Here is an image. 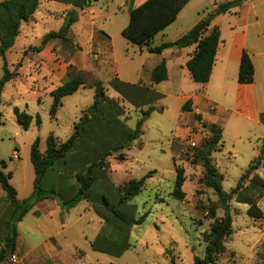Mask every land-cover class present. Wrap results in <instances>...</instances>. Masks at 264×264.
<instances>
[{"label": "rangeland", "instance_id": "rangeland-1", "mask_svg": "<svg viewBox=\"0 0 264 264\" xmlns=\"http://www.w3.org/2000/svg\"><path fill=\"white\" fill-rule=\"evenodd\" d=\"M207 5L203 8V16L208 20L213 16V22H220L224 43L238 52L243 47L247 48L256 68L254 87L249 88V96L254 99L247 100L246 95L239 97L238 110L226 108L218 113L220 106L233 107L234 102L228 95L221 93L216 75L208 87L209 94L216 99L214 103L217 110H207V115L209 120H217L223 125V147L218 146L213 151L216 159L213 161L215 164L219 163V170L225 175L223 189L230 192L237 186L252 160L259 155L260 147L264 144V120L261 121L259 114L257 115L264 114V0H244L248 12L242 18L234 12L218 14V9L213 10V0ZM189 6L191 5L186 7L168 31L175 33V28L187 20ZM42 7L61 9L46 2ZM42 9L35 14L37 19L42 18L37 31L28 27L33 24L32 17L26 23L24 21L18 40L6 53L7 67L10 71L17 70L19 75L5 83L0 101V158L7 163L5 171L11 172V183L20 192L19 199H25L34 189L35 169L31 161V147L35 139L40 138L41 151L45 150L50 133L55 135L59 143L66 141L83 110L94 101V90L87 86L81 87L63 99L56 117L51 116L53 99L47 94L46 84L41 79L45 72L43 61H47L48 57L37 54L39 51L34 47L40 45L45 31L57 30L59 26L56 18L45 19L47 13ZM193 15L195 16V12ZM160 37L161 34L157 39L160 40ZM27 42L33 45L23 46ZM133 46L134 50L131 48L124 51L123 48H118L115 52L113 64L114 67H119L122 76L132 75L144 61L148 64L154 61L153 57L146 59L141 56L137 50L138 45L134 43ZM52 53L66 56L69 50L55 47ZM93 54L94 52L88 53L89 56ZM91 58L95 59L94 56ZM3 62L0 55V78L4 74ZM110 71H83L82 74L87 84L102 81L108 96L117 101L124 110L121 120L128 126L135 127L141 109L125 101L107 84ZM113 75L114 72L111 76ZM229 76L233 79V84H238L237 69L231 70ZM143 80L146 83L147 77ZM233 84L229 81V90H233ZM163 87L170 94L154 102L162 110L156 109L152 112L142 125L141 138L134 141L129 148L123 149L126 159L119 160L117 153H112L104 161L107 167H95L97 174H107L113 184L121 188L131 179H140L150 174L142 191L126 205L128 213L136 219L145 215L144 220L134 224L131 229V246L121 255L93 248L92 242L102 233L109 234L111 229L87 200H82L70 210L62 209L61 205L52 207L49 203L37 204L18 223V230L20 240L28 241L32 246L53 237L52 240L60 245V255L48 264H196L197 258L204 257L205 233L214 222L208 210L214 206L217 216L224 214L217 193L200 181L204 167L195 163V157L204 146L209 132L193 115H182L183 106L189 99L185 95L190 88L186 85L180 86L173 80L167 85H161ZM15 107L26 110L34 117L39 115L42 123L37 125L34 120L29 128H25L16 117ZM114 111L115 109L109 108V112L100 114V119L105 121L111 118ZM190 140L196 141V145H191ZM85 142H80L65 158L66 164H59V174L56 173L57 168L49 171L52 178L49 186L56 185L67 196L72 194L73 187L76 186L75 172L85 171L95 158V154L90 155L86 147L89 141ZM19 158L21 165L16 166L15 162ZM177 166L185 170L184 200L171 194ZM259 173L264 176V165ZM44 185H47L46 182ZM54 202L57 200L54 199ZM257 203L264 212V196L258 198ZM230 208L233 219L232 234L225 240V249L217 255L214 264H264V218L251 217L248 213L249 205L237 202L236 197L231 200ZM36 210L39 211L38 214L35 213ZM8 211L7 197L0 196V238Z\"/></svg>", "mask_w": 264, "mask_h": 264}, {"label": "trees", "instance_id": "trees-1", "mask_svg": "<svg viewBox=\"0 0 264 264\" xmlns=\"http://www.w3.org/2000/svg\"><path fill=\"white\" fill-rule=\"evenodd\" d=\"M66 1V0H64ZM75 6L81 8L90 5L92 0H69ZM189 0H146L136 8L130 10L129 24L123 29V35L135 44H148L155 34L164 29L176 19L179 11ZM242 0H229L218 6L220 13L226 12L240 4ZM40 0H1L0 1V55L3 57L4 74L0 78V101L4 85L7 81L19 75L17 70L10 71L7 67L6 53L16 43L21 31V24L29 20L37 11ZM78 20L76 10H69L64 18L62 26L58 30H51L42 38L40 45L34 49L41 51L46 44L54 39L70 41L69 30L73 23ZM211 21L203 17L187 33L174 42H164L159 46L150 47V52L161 53L171 46L185 47L196 44L192 57L187 62L194 81L205 84L209 81L216 52L220 43V29L217 25L211 27ZM84 71V70H83ZM78 71L74 65H70L65 80L61 85L51 91L53 101L50 114L56 117L64 97L78 91L82 86L95 88L93 103L83 111L79 120L74 124V130L70 137L59 143L53 133L46 140L44 151L40 149V138H36L31 147V161L35 169L34 189L30 196L25 199L18 198V191L11 183L12 174L6 172L7 163L0 158V184L9 201V211L5 221V235L0 239V264L8 262V257L16 251L18 238V223L36 205L45 198L56 199L62 208L70 210L82 200L91 202L95 212L104 219L109 234H100L92 246L96 250L105 251L115 255H121L131 246L129 241L130 232L134 224L141 223L144 216L136 219L126 210L127 203L140 191H142L147 176L140 179H131L125 186L116 187L105 173L97 174L95 167L105 168L104 161L112 153H117L119 160L126 159L123 149L132 146L134 141L142 136V125L152 112L158 109L154 102L161 98L159 92L153 88V84L160 83L168 78V69L165 60L157 64L151 73V83H130L111 77L108 84L123 97L125 101L134 107L141 109L140 117L135 127L125 124L120 116L124 113L120 104L108 96L107 88L98 81L87 84L83 72ZM255 68L252 58L247 50L242 52L240 59L238 81L240 83H252L254 81ZM148 105V106H147ZM147 106V108H144ZM115 109L112 117L102 121L100 114ZM158 110H162L159 108ZM184 111L192 110L191 99L183 106ZM18 121L29 128L35 120L37 125L42 123L39 115L34 117L26 110L14 108ZM195 118L201 120L200 114ZM264 120V114H262ZM209 136L204 146L196 155V162L204 167L201 183L213 189L219 196V201L224 208L223 216L219 217L216 207L211 206L208 210L214 222L210 230L205 233L206 252L204 257L197 258L196 264H214L216 257L225 249V240L232 234L233 219L230 202L236 197V201L249 205L248 213L255 219L264 218V212L257 203V199L264 196V176L259 170L264 165V144L261 145L259 155L252 160L249 167L242 174L237 186L230 192L222 187L225 179L218 166L213 161V151L222 146L223 129L216 123H204ZM89 141L86 147L90 155L95 158L89 163L83 172L76 171V186L73 187L72 195H65L59 187L51 185L50 170L56 169L60 163L66 164L65 158L77 147L80 142ZM105 165V166H104ZM153 173V172H151ZM186 180L183 167H176V178L171 194L181 200L186 198L183 189ZM46 182L47 185H44ZM258 197V198H257ZM257 198V199H256Z\"/></svg>", "mask_w": 264, "mask_h": 264}, {"label": "crops", "instance_id": "crops-1", "mask_svg": "<svg viewBox=\"0 0 264 264\" xmlns=\"http://www.w3.org/2000/svg\"><path fill=\"white\" fill-rule=\"evenodd\" d=\"M145 1L146 0H92L90 5L81 8L79 6H75L69 0L66 1L40 0V5L37 11L35 12V14L40 13V9L43 8L42 10H45L47 13V15L44 16V18L45 19L56 18L58 20L57 24L59 28L62 26L65 15L69 10L74 9L78 13V20L75 23H73L68 33V36L71 39L70 41H63L61 39L51 40L46 44V46L41 51L37 53L40 56L45 55L48 57L47 61H43V67L45 68V72L41 76V79L46 84L45 89L48 90L47 94L51 95V91L63 83L68 73V69L70 65H74V67H76L78 71L84 70V71H93L100 73L111 70L110 78L108 79L107 82H109L111 77H118L120 80L125 82L138 83L141 81L145 82L143 78L147 77L146 84H150L151 73L153 68L157 64H159L162 60H165L168 69V78L160 83L153 84V88L157 92H159L162 97L164 95L170 94V92L166 91L164 87L161 88V85L162 86L164 84L167 85L168 82L171 80L178 82L180 86L186 85L188 88H190V91L185 96L191 99L192 110L183 111L182 114L183 117H186L188 115H193V117H195V114H200L201 120H199V123H201L203 126L204 123H216L223 129V125L219 121L209 120V117L207 115V110L210 111L217 110L214 103L215 102L214 100L216 99H213L211 97V95L208 92V87L214 75H216L217 80L221 86V93L224 96L228 95L234 102L233 107H229V105L228 106L218 105V107L220 106V110L217 111L218 113L226 108H235L236 110H238V100L239 97L243 95H246L247 100L254 99V97L250 98L249 96V88L252 89L254 87L255 78H256L255 77L256 68L254 62L253 64L255 68V74H254V81L252 83H240L238 81V84L235 83L233 84V79H231L229 76L231 70L237 69L239 73V66H240V59L242 56V52L244 50H247V48L243 47L242 51L238 52L237 50L227 46V43H224L225 38H223L222 36V25H220L219 24L220 22L216 20L214 22L211 20L210 26L213 27L217 25L220 29L221 41L219 43L216 52L215 63L212 68L210 79L205 84L194 81L191 72L187 67L188 60L192 57V55L195 52L196 44L188 45L185 47L171 46L164 49L161 53L150 52L149 50L150 47L159 46L164 42L176 41L179 37L187 33L194 25L198 23L200 19L204 17L203 13L205 10L203 8L208 6L207 4L210 3V0L208 1L189 0L184 5V7L179 11V13L176 16V19L172 21L170 24H168L164 29L157 32L148 44H143V45L136 44L138 45L137 50L139 51L141 56L145 57L146 59H151L153 57L154 61H152L150 64H148L147 61H144L139 65V67L136 69L135 72L134 71L132 72V75L125 74V76H122L121 72L119 71V67L117 66L114 67L113 64L114 55L118 48H123L124 51H129L131 48L134 50V46H133L134 43L131 42L128 38H126L123 35L122 31L130 22V18H131L130 10L138 7ZM227 1L229 0H213V10L215 11L216 9H218V6L221 3ZM45 2L49 3V5L59 6L61 7V9H51V8L46 9L45 7H42L43 3ZM188 5L191 6H189L190 11L187 20H185L175 28L177 29L175 33L172 31H168L169 27H171L172 25H174V23H176V21L179 19L180 15L185 11ZM193 12H195V16L193 15ZM232 12H234L239 18L245 17L243 16V14L248 12V6L244 5V0H242V3L232 7L228 11L223 12L221 14H227ZM35 14L32 16V22H31L34 25L30 24V26L28 27L31 29L35 28V31H37V27L40 24L39 20L42 18L39 17L37 19ZM180 25H182V27ZM48 32H49L48 30L45 31L42 35V38ZM171 32H172V37H170L169 35ZM160 34L161 37L160 40H158L157 36ZM157 40L158 42H156ZM26 44L28 47L30 45H33L27 42L25 44L23 43V46ZM55 47L56 49L60 48L64 50H69L68 55L60 56L56 53L53 54L52 50ZM92 52H94V54L92 56H89L88 53H92ZM93 56L95 57V59L91 58ZM29 59L31 58L29 57ZM113 72L114 75L111 76ZM229 81H231L234 86L233 90L228 89L230 88L228 86ZM82 87L86 88V86H82ZM87 87L90 86L87 85ZM90 88L93 89L95 92L94 87H90ZM62 104H63V100H62ZM258 114H259V119L262 121V113H257V115ZM204 129L208 131V129L205 126ZM221 147H223V141ZM15 163L16 166H20L21 165L20 158L17 159ZM216 165L219 168V163H217ZM25 183H27V179ZM47 183H50V181ZM0 187H1L0 196L6 197V193L2 188L1 184ZM17 191L19 198V196L21 197V195L18 189ZM73 193L74 190L72 194ZM44 203H49L50 206L52 207L55 206L57 207L58 205H60L58 201L54 202V199L52 198L42 199L38 201L36 205L44 204ZM34 207L30 211H32ZM35 213L38 214L39 211L36 210ZM4 235H5V225H4L3 235L0 239H2ZM52 238L53 237L50 236L48 237V239H45L43 242L37 243L36 245L32 246L31 244H29L28 241H26L27 242L26 243L20 240V232L18 230L17 248L15 252H17L20 255L22 261L25 264H48L53 258L58 257L60 255L59 253L60 245H58L55 241H53ZM0 248H1V244H0ZM74 258L75 257L73 254L72 259ZM4 264H10V263L6 262Z\"/></svg>", "mask_w": 264, "mask_h": 264}, {"label": "built area", "instance_id": "built-area-1", "mask_svg": "<svg viewBox=\"0 0 264 264\" xmlns=\"http://www.w3.org/2000/svg\"><path fill=\"white\" fill-rule=\"evenodd\" d=\"M190 144L193 145V146H195V145H196V141H194V140H190ZM8 262H9L10 264H25V263L22 261L20 255H19L17 252H13V253H11V254L9 255V257H8Z\"/></svg>", "mask_w": 264, "mask_h": 264}, {"label": "water", "instance_id": "water-1", "mask_svg": "<svg viewBox=\"0 0 264 264\" xmlns=\"http://www.w3.org/2000/svg\"><path fill=\"white\" fill-rule=\"evenodd\" d=\"M217 13L219 14V13H220V11L218 10V11H217ZM212 18H213V16H212V17H210V18H209V20H212Z\"/></svg>", "mask_w": 264, "mask_h": 264}]
</instances>
